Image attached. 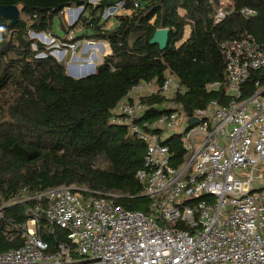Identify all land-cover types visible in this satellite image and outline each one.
Listing matches in <instances>:
<instances>
[{
    "label": "trees",
    "instance_id": "16d2710c",
    "mask_svg": "<svg viewBox=\"0 0 264 264\" xmlns=\"http://www.w3.org/2000/svg\"><path fill=\"white\" fill-rule=\"evenodd\" d=\"M229 12L213 22L221 0H0L16 5L28 18L11 25L0 15V205L20 192L35 195L54 187H70L85 195L108 198L127 210L150 213V201L137 172L144 166L145 145L128 129L110 122L111 111L141 82L163 83L172 75L181 85L172 99L146 98L145 121L182 108L186 116L222 100V92L208 93L206 85L225 79L221 43L244 33L264 42V0H231ZM120 6L116 24L106 28L105 11ZM85 6L74 27L64 19L67 8ZM244 8L255 12L244 15ZM183 11L184 14H181ZM189 38L183 42L185 29ZM56 27L63 32L56 33ZM160 29L169 30L167 48L151 44ZM31 33L61 39L72 33V44L108 43L111 53L96 73L76 79L66 64L51 55ZM61 36V37H60ZM45 54V57H38ZM168 101L170 108L162 107ZM167 144L174 165L186 159L178 138ZM80 189V190H79ZM83 189L87 191H83ZM36 202L6 206L0 218V253L20 248L23 226ZM37 233L54 253L68 243V232L40 215Z\"/></svg>",
    "mask_w": 264,
    "mask_h": 264
},
{
    "label": "built area",
    "instance_id": "2783aa9c",
    "mask_svg": "<svg viewBox=\"0 0 264 264\" xmlns=\"http://www.w3.org/2000/svg\"><path fill=\"white\" fill-rule=\"evenodd\" d=\"M227 5L232 1L221 0L215 25L228 16ZM241 13L255 14L248 8ZM190 33L187 26L183 42ZM220 48L225 79L208 83L206 91H221L223 101L212 100L192 116L175 108L145 121L146 98L169 100L183 91L167 75L161 84L139 83L111 111L110 122L145 145L136 178L150 213L70 187L33 196L24 190L0 205L2 218L6 206L36 202L23 226L24 244L0 253V264H264V177L258 176L264 165V42L244 33ZM173 137L186 152L179 165L167 144ZM40 215L68 232V243L54 253L37 233Z\"/></svg>",
    "mask_w": 264,
    "mask_h": 264
},
{
    "label": "rangeland",
    "instance_id": "374dc122",
    "mask_svg": "<svg viewBox=\"0 0 264 264\" xmlns=\"http://www.w3.org/2000/svg\"><path fill=\"white\" fill-rule=\"evenodd\" d=\"M90 1L93 4H96L100 0H90ZM121 5H122V3H120L118 5V7H111L107 11H105L103 18L107 19L106 28H110L114 24H116V18H115L116 16L115 15L120 16V15H124L126 13V11H124L120 7ZM73 9H75V7L71 8L70 10L64 11V19L70 27L73 23V21H71V20H73L72 17L74 15L71 13V12H74ZM20 18H22L24 20H28V18L25 17L22 13L20 15ZM56 29H57L56 33H58L59 35L62 36L63 32L60 31L58 27H56ZM33 34H35V33H31V38H33L34 40H37V41L41 42L42 44H44L48 49H50L51 54L55 55V53H60L62 55V59H60L61 57H57V56H55V58H57V60L60 59L61 60L60 62L65 63L66 67H69V71H73V70H71V68L77 69L78 68L77 65H84L85 64L84 61L88 60L93 55H95L97 57V64H96V66H97L98 64H100L102 62V59L106 55L111 53V49H110L108 43L102 42V41H84V42H78V43L73 45L71 43L73 40V37H74V36H72V33L69 34L68 36H66L65 40H64V35L61 39H58L56 36H53V34H44L51 41V44H47L44 41L37 39V37H34ZM89 43H93L94 45L95 44H101V50H99L97 52L89 50L88 48L91 46V45H89L87 47V45ZM63 53H64V55H63ZM38 57H40V58L45 57V54H40ZM76 59H78V61H75ZM74 71H77V70H74ZM167 106L170 107L169 103ZM258 176L264 177V165L262 167V171L259 172ZM83 191H87V190L83 189Z\"/></svg>",
    "mask_w": 264,
    "mask_h": 264
},
{
    "label": "water",
    "instance_id": "95a60500",
    "mask_svg": "<svg viewBox=\"0 0 264 264\" xmlns=\"http://www.w3.org/2000/svg\"><path fill=\"white\" fill-rule=\"evenodd\" d=\"M85 9V6H81V7H75V10H81V12L76 15V19L73 21L71 27H74L76 25V23L78 22L79 18L81 17L83 11ZM72 11V10H71ZM0 15L3 16L4 18L10 20L11 25H15L19 22V18L21 15V10L19 9L18 6L16 5H11V6H0ZM35 36L37 35H44L43 33L41 34H33ZM168 42H169V30L168 29H160L158 30L155 35L153 36L152 40H151V44H157L159 45L160 49L162 51H164L167 46H168ZM52 56L55 57L54 54H51ZM58 61H61L60 59H58ZM67 75L72 77V78H76V79H84V78H88L92 75H94L96 73V68L95 70L90 73V74H86L84 76H74L69 72V67H67ZM192 124H198L199 120L198 119H192Z\"/></svg>",
    "mask_w": 264,
    "mask_h": 264
},
{
    "label": "bare ground",
    "instance_id": "6f19581e",
    "mask_svg": "<svg viewBox=\"0 0 264 264\" xmlns=\"http://www.w3.org/2000/svg\"><path fill=\"white\" fill-rule=\"evenodd\" d=\"M73 10H74V12H71V13L74 14V15L72 17L73 20H71V21H74L76 19V15H78L81 12V10H77V11L75 9H73ZM34 37H37V39H40V40L44 41L47 44H51V41L45 35H37V36L34 35ZM88 46L89 45H87V47ZM90 47L88 49L89 50H92V51H95V52L101 50V44H95V45L94 44H91ZM63 55H64V53H63ZM55 56L61 57L60 59H62V55L60 53H55ZM75 61H78V59H76ZM84 62H85L84 65H77L78 66L77 69H75V68L72 69L71 68V70H73V71H69V72L72 75H74V76H84L86 74L92 73L95 70V68H96L97 57L95 55H93L88 60H85ZM74 70H77V71H74Z\"/></svg>",
    "mask_w": 264,
    "mask_h": 264
},
{
    "label": "crops",
    "instance_id": "0c3cea01",
    "mask_svg": "<svg viewBox=\"0 0 264 264\" xmlns=\"http://www.w3.org/2000/svg\"><path fill=\"white\" fill-rule=\"evenodd\" d=\"M180 13H181V14H184V12H183V11H180Z\"/></svg>",
    "mask_w": 264,
    "mask_h": 264
}]
</instances>
